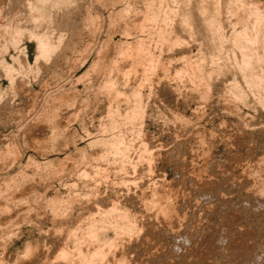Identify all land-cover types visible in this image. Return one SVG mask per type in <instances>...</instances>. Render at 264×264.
<instances>
[{
    "label": "rangeland",
    "instance_id": "rangeland-1",
    "mask_svg": "<svg viewBox=\"0 0 264 264\" xmlns=\"http://www.w3.org/2000/svg\"><path fill=\"white\" fill-rule=\"evenodd\" d=\"M11 1L0 27L23 35L0 28V264H85L101 243L91 264H264V0Z\"/></svg>",
    "mask_w": 264,
    "mask_h": 264
},
{
    "label": "bare ground",
    "instance_id": "bare-ground-1",
    "mask_svg": "<svg viewBox=\"0 0 264 264\" xmlns=\"http://www.w3.org/2000/svg\"><path fill=\"white\" fill-rule=\"evenodd\" d=\"M4 1H5V0H4ZM21 1H22V0H21ZM30 1H32V0H30ZM35 1H36V0H35ZM40 1H41V0H39L38 3H40ZM52 1H53V0H52ZM52 1H51V2H52ZM215 1H216V0H215ZM1 2H2V0H1ZM11 2L13 3V0H12ZM41 2H42V1H41ZM69 2H70V1H69ZM99 2H100V1H99ZM207 2H208V1H207ZM213 2H214V1H213ZM44 3H45V2H43V4H44ZM52 3H53V2H52ZM74 3H75V2H74ZM94 3H95V2H94ZM0 4H1V3H0ZM22 4H23V3H22ZM25 4H26V2H25ZM29 4H30V3H29ZM34 4H35V3H34ZM80 4H82V3H80ZM214 4H216V2H215ZM214 4H213V5H214ZM2 5H3V4H2ZM15 5H16V4H15ZM30 5H31L30 7H32L31 9H34V10H35V7H33L32 4H30ZM37 5H38V4H37ZM37 5H36V7H37ZM39 5H40V4H39ZM62 5H63V4H62ZM87 5H88V4H87ZM0 6H1V5H0ZM4 6H5V4H4ZM11 6H12V5H11ZM18 6H19V5H18ZM22 6H23V5H22ZM41 6H42V5H41ZM97 6H98V5H97ZM209 6H210V5H209ZM42 7H43V6H42ZM89 7H90V6H89ZM104 7H105V6H104ZM1 8H2V7H1ZM10 8H11V7H10ZM12 8H15V7H12ZM12 8H11V9H12ZM16 8H17V7H16ZM22 8H23V7H22ZM27 8H28V6H27ZM37 8H39V7H37ZM87 8H88V7H87ZM210 8H211V7H210ZM216 8H217V7H216ZM216 8H215V10H216ZM55 9H56V8H55ZM127 9H128V8H127ZM206 9H207V8H206ZM1 10H2V9H1ZM80 10H81V9H80ZM37 11H38V10H37ZM37 11H36V12H37ZM39 11H41L40 8H39ZM39 11H38V12H39ZM42 11H43V10H42ZM42 11H41V12H42ZM125 11H126V10H125ZM13 12H14V11H13ZM36 12H35V13H36ZM41 12H40V13H41ZM53 12H54V11H53ZM153 12H154V11H153ZM203 12H205V11H203ZM213 12H214V11H213ZM1 13H2V12H1ZM27 13H28V12H27ZM32 13H33V12H32ZM32 13H31V14H32ZM55 13H56V12H55ZM61 13H62V12H61ZM75 13H77V12H75ZM78 13H79V12H78ZM82 13H83V12H82ZM82 13H81V14H82ZM126 13H127V12H126ZM126 13H125V14H126ZM214 13H215V12H214ZM3 14H4V13H3ZM10 14H11V13H10ZM15 14H16V13H15ZM37 14H38V13H37ZM127 14H128V13H127ZM203 14H204V13H203ZM1 15H2V14H1ZM5 15H6V14H5ZM32 15H33V14H32ZM41 15H42V14H41ZM36 16H37V15H35V17H36ZM62 16H63V15H62ZM204 16H205V15H204ZM2 17H3V16H2ZM15 17H16V16H15ZM20 17H21V16H20ZM42 17H43V16H42ZM68 17H69V16H68ZM216 17H217V16H216ZM216 17H215V18H216ZM16 18H17V17H16ZM33 18H34V17H33ZM149 18H150V17H149ZM153 18H155V17H153ZM212 18H213V17H212ZM215 18H214V19H215ZM259 18H260V17H259ZM17 19H18V18H17ZM45 19H46V18H45ZM85 19H86V18H85ZM93 19H94V18H93ZM203 19H204V18H203ZM7 20H8V19H7ZM40 20H41V19H40ZM74 20H75V19H74ZM217 20H218V19H217ZM255 20H256V19H255ZM259 20H260V19H259ZM261 20H262V18H261ZM0 21H1V19H0ZM2 21H3V19H2ZM41 21H42V20H41ZM61 21H62V20H61ZM84 21H85V20H84ZM94 21H95V20H94ZM155 21H156V20H155ZM214 21H215V20H214ZM38 22H39V21H38ZM72 22H73V21H72ZM150 22H151V21H150ZM152 22H153V21H152ZM205 22H207V21H205ZM255 22H258V21H255ZM5 23H6V22H5ZM9 23H10V22H9ZM59 23H60V22H59ZM70 23H71V22H70ZM77 23H78V22H77ZM77 23L75 22V24H77ZM87 23H88V22H87ZM92 23H93V22H92ZM138 23H139V22H138ZM138 23H137V24H138ZM208 23H209V21H208ZM211 23L214 24L215 22H211ZM6 24H7V23H6ZM10 24H11V23H10ZM10 24H8V25H10ZM73 24H74V23H73ZM78 24H79V23H78ZM80 24H82V23H80ZM141 24H142V23H141ZM205 24H206V23H205ZM213 24H212V25H213ZM259 24H260V22H259ZM8 25L5 26V24H4V26H3V23H2L1 27H3V29L5 30L4 27H9ZM55 25H57V24H55ZM60 25H61V24H60ZM214 25L217 26L216 23H215ZM71 26H72V25H71ZM80 26H81V25H80ZM80 26H78V27H80ZM210 26H211V24H210ZM1 27H0V28H1ZM12 27L14 28V27H15V24H14V26H12ZM12 27L10 26L9 29L6 28V31H4V30L1 28V29L4 31L3 36L5 35V32H7V29H8V30H11L10 28H12ZM20 27H21V26H20ZM27 27H28V26H27ZM29 27H30V26H29ZM44 27H45V26H44ZM82 27H83V26H82ZM82 27H81V28H82ZM127 27H128V26H127ZM140 27H141V26H140ZM142 27H143V26H142ZM212 27H213V26H211L210 29H211ZM15 28H16V27H15ZM15 28H14V31H12V32L8 31L9 34L12 33V35H11L12 37H8V38H9V40H10V38H11L12 40H10V41H11V43H14V44H16L17 41H20L19 36H20V34H22V32H23L22 30H20V31H19V30H16V31H15ZM62 28H63V27H62ZM74 28H75V27H74ZM185 28H186V27H185ZM207 28H208V27H207ZM219 28H221V27H219ZM257 28H258V26H257ZM257 28H255V29H257ZM16 29H19V27L17 26ZM20 29H21V28H20ZM24 29H26V28H23V30H24ZM27 29H28V28H27ZM210 29H209V30H210ZM213 29H214V28H213ZM217 29H218V27H217ZM248 29H249V28H248ZM253 29H254V28H253ZM2 30H1V31H2ZM53 30H54V29H53ZM73 30H74V29H73ZM219 30H220V29H219ZM243 30H244V29H243ZM258 30H259V29H258ZM21 31H22V32H21ZM28 31H30V30H28ZM74 31H75V30H74ZM141 31H142V30H141ZM207 31H208V30H207ZM207 31H206V32H207ZM212 31H213V30H212ZM244 31H245V30H244ZM30 32H31V31H30ZM34 32H35V31H34ZM76 32H77V31H76ZM215 32H216V31H215ZM247 32H248V30L245 32L246 35L248 34ZM255 32H256V30H255ZM258 32H259V31H258ZM2 33H3V32H2ZM2 33H0V35H1ZM32 33H33V30H32ZM38 33H39V32H38ZM38 33L35 32V33H33V34H38ZM91 33H92V32H91ZM95 33H96V32H95ZM242 33H243V32H242ZM249 33H251V32L249 31ZM6 34H7V33H6ZM74 34H75V33H74ZM76 34H77V33H76ZM208 34H210V33H207V35H208ZM212 34H213V33H212ZM219 34H220V32H219ZM240 34H241V33H240ZM243 34H244V33H243ZM253 34H255V33H253ZM258 34H259V33H258ZM258 34H257V35H258ZM22 35H23V34H22ZM22 35H21V36H22ZM41 35L43 36L44 34H41ZM59 35H60V34H59ZM207 35H206V36H207ZM215 35H216V34H215ZM220 35H221V34H220ZM238 35H239V34H238ZM246 35H245V36H246ZM255 35H256V34H255ZM255 35H254V38H255ZM3 36H2V37H3ZM9 36H10V35H9ZM37 36H38V41H37V42H38V49H39V52H40V55H39V53H38V55L41 56V57H42V56L44 57L45 55H46V56H51V55H50L51 53L49 54V52L53 51V49L51 50V48L54 47V46H53V43H52V45H50L51 43H49V42L46 40V39H48V38H47V37H48L47 35H46L47 37L44 35V36H45L44 38H46V39H44V38H39V37H42V36H39V35H36V36H35L36 39H37ZM56 36H57V35H56ZM73 36H74V35H73ZM213 36H214V35H213ZM250 36H251V39H252V38H253V35H250ZM4 37H5V36H4ZM4 37H3V38H4ZM207 37H208V36H207ZM214 37H215V36H214ZM218 37H219V36H218ZM218 37H216V38H218ZM243 37H244V36H243ZM243 37H240L239 39H241V38H243ZM246 37H249V36L247 35ZM3 38L0 37V43L3 41ZM33 38H34V37H33ZM35 38H34V39H35ZM208 38H209V37H208ZM237 38H238V36H237ZM1 39H2V40H1ZM4 39H5V38H4ZM18 39H19V40H18ZM55 39H56V38H55ZM144 39H145V38H144ZM209 39H210V38H209ZM246 39H247V38H246ZM248 39H249V38H248ZM248 39H247V41H248ZM5 40H6V39H5ZM7 40H8V39H7ZM212 40H213V39H212ZM217 40H218V39H217ZM140 41H141V40H140ZM140 41H139V42H140ZM247 41H246V42H247ZM249 41H250V39H249ZM252 41H253V39H252ZM5 42H6V41H5ZM7 42H9V41H7ZM143 42H144V41H143ZM3 43H4V41H3ZM11 43H9V44H11ZM19 43H20V42H19ZM19 43H18V44H19ZM59 43H60V42H59ZM244 43H245V42H244ZM244 43H243V47H244ZM249 43H250V42H249ZM4 44H5V46L8 45L7 43H4ZM129 44H130V43H129ZM145 44H146V43H145ZM245 44H246V43H245ZM252 44H253V43H252ZM252 44H250V45H252ZM263 44H264V43H263ZM1 45H2V44H1ZM16 45H17V44H16ZM16 45H15V48H16ZM132 45H133V44H132ZM143 45H144V44H143ZM240 45H241V44H240ZM2 46H3V45H2ZM2 46H1V47H2ZM5 46H4V47H5ZM12 46H13V45H12ZM51 46H53V47H51ZM128 46H129V45H128ZM138 46H140L139 48L141 49V45H139V43H138ZM138 46H137V47L135 46V47H136V48L138 49V51H139ZM246 46H249V44H246ZM252 46H253V45H252ZM262 46H263V45H262ZM4 47H3V48H4ZM130 47H131V46H130ZM130 47H129V49H130ZM133 47H134V46H133ZM54 48H56V46H55ZM244 48H246V47H244ZM247 48H248V47H247ZM247 48H246V50L248 51V49H249L250 47H249L248 49H247ZM262 48H263V47H262ZM1 49H2V48H1ZM6 49H8V48L6 47ZM22 49H23V48H22ZM126 49H127V48H126ZM129 49H128V50H129ZM128 50H127V51H128ZM251 50L253 51V49H251ZM251 50H249V51L251 52ZM5 51H6V50H5ZM132 51H133V50H132ZM146 51H147V50H146ZM247 51H244V52H247ZM242 52H243V51H242ZM255 52H256V51H255ZM263 52H264V51H263ZM124 53H125V52H124ZM248 53H249V52H248ZM251 53L253 54L254 52H251ZM243 54L245 55V54H247V53H243ZM243 54H242L243 58H244V59L246 58V60H248V58L246 57V55L244 56ZM257 54H258V53H257ZM257 54H256V55H257ZM262 54H263V53H262ZM19 55H20V54H19ZM139 55H140V53H139ZM139 55H138V56H139ZM250 55H251V54H250ZM256 55L253 54V56H256ZM263 55H264V54H263ZM263 55H262V56H263ZM23 56H24V55H23ZM23 56H22V57H23ZM141 56H142V55H141ZM150 56H151V55H150ZM150 56H149V57H150ZM251 56H252V55H251ZM259 56H260V55H259ZM24 57H25V56H24ZM41 57H40V58H41ZM139 57H140V56H139ZM147 57H148V53H147ZM152 57H153V56H151V59H152ZM248 57H249V55H248ZM263 57H264V56H263ZM40 58H39V59H40ZM54 58H56V57H54ZM249 58H250L249 61L252 60V59H251L252 57H249ZM259 58H261V57H259ZM133 59H134V58H133ZM138 59H139V58H138ZM21 60H23V59H21ZM126 60H127V59H126ZM144 60H145V59H144ZM149 60H150V59H149ZM152 60H153V59H152ZM242 60H243V59H242ZM138 61H139V60H138ZM141 61H143V60H141ZM1 62H2V60H1ZM134 62H135V61H134ZM139 62H140V61H139ZM148 62H149V61H148ZM241 62H242V61H241ZM2 63H3V62H2ZM2 63H0V64H2ZM36 63H37V62H36ZM45 64H46V63H45ZM132 64H133V63H132ZM138 64H139V63H137V65H138ZM146 64H148V63H146ZM241 64H243V65H244V64L247 65V61H246V63H244V60H243V62H242ZM248 64H250V63L248 62ZM6 65H7V64H6ZM42 65H43V63H42ZM251 65H252V64H251ZM251 65H249V66H251ZM8 66H9V65H8ZM10 66H12V65H10ZM44 66H45V65H44ZM46 66H47V65H46ZM247 66H248V65H247ZM41 67H42V66H41ZM151 67H152V65H151ZM240 67H241V66H240ZM245 67H246V66H245ZM251 67H252V66H251ZM8 68H10V67L5 68L6 71H7ZM11 68H12V67H11ZM37 68H38V67H37ZM45 68H46V67H45ZM147 68H149V67H147ZM243 68H244V67H243ZM54 69H55V68H54ZM145 69H146V68H145ZM151 69H152V68H151ZM151 69H148V70H151ZM8 70H9V69H8ZM13 70H14V69H13ZM13 70H12V69L9 70L10 73L12 72V74H13ZM41 70H43V69H41ZM47 70H48V69H47ZM245 70H246V69H245ZM245 70H244V71H245ZM247 70H248V67H247ZM252 70H253V69H252ZM252 70H250V73H252ZM4 71H5V70H4ZM6 71H5V72H6ZM9 71H8V72H9ZM39 71H40V69H39ZM8 72H7V73H8ZM21 72H22V69H21ZM154 72H155V71H154ZM179 72H180V71H179ZM179 72H178V73H179ZM256 72H258V71H256ZM10 73H9V74H10ZM19 73H20V72H19ZM44 73H45V72H44ZM14 74H15V73H14ZM16 74H17V73H16ZM146 74H147V73H146ZM150 74H151V73H150ZM254 74H256V73H253V76H254ZM2 75H3V74H2ZM176 75H177V73H176ZM249 75H250V74H249ZM251 75H252V74H251ZM251 75H250V76H251ZM259 75H260V74H259ZM259 75L256 74V76H254L255 78L253 77V78H254V81H257V82H258V81L261 80V79H259V78H260L263 74H261L260 76H259ZM8 76L10 77V75H8ZM25 76H26V75H25ZM12 77H13V76H12ZM19 77H20V76H19ZM263 77H264V76H262V79H263ZM245 78H246V77H245ZM251 78H252V76H251ZM251 78H250V79H251ZM149 79H151V78H149ZM13 80H14V79H13ZM16 80H17V79H16ZM148 81H149V80H148ZM251 81H252V79H251ZM251 81H250V84L253 85L254 83L252 84ZM254 81H253V82H254ZM263 81H264V80H263ZM263 81L261 80L260 83H263ZM14 82H15V81H14ZM21 82H22V81H21ZM25 82H26V81H25ZM260 83H259V84H260ZM106 84H107V83H106ZM108 84H109V83H108ZM263 84H264V83H263ZM19 85H20V84H19ZM22 85H23V84H22ZM255 85H256V84H255ZM23 86H24V85H23ZM112 86H113V85H112ZM253 86H254V85H253ZM261 86H262V85H261ZM263 86H264V85H263ZM17 87H18V86H17ZM21 87H22V86H21ZM19 88H20V86H19ZM20 89H21V88H20ZM28 89H29V88H28ZM24 90H25V89H24ZM22 91H23V90H22ZM73 91H74V90H73ZM115 91H116V90H115ZM66 92H67V91H66ZM16 93H17V92H16ZM19 93H20V92H19ZM69 93H70V92H69ZM27 94H28V93H27ZM63 95H64V94H63ZM109 95H110V94H109ZM120 95H121V94H120ZM67 97H68V96H67ZM142 97H143V96H142ZM25 98H26V97H25ZM31 98H32V97H31ZM31 98H30V99H31ZM263 101H264V99H263ZM35 102H36V101H35ZM27 103H29V102H27ZM139 103H140V102H139ZM3 105H4V104H3ZM4 107H5V106H4ZM30 107H31V106H30ZM136 107H137V106H136ZM0 109H1V108H0ZM139 109H140V107H139ZM2 110H3V108H2ZM1 112H2V111H1ZM111 112H112V111H111ZM6 113H7V112H6ZM111 114H112V113H111ZM131 116H132V115H131ZM0 118H1V117H0ZM47 119H48V118H47ZM47 119H46V120H47ZM131 119H132V118H131ZM42 120H43V119H42ZM49 120H50V119H49ZM72 120H73V119H72ZM40 121H41V120H40ZM43 121H44V120H43ZM35 122H36V121H35ZM48 122H49V121H48ZM43 123H44V122H43ZM117 124H118V123H117ZM36 125H38V124H36ZM42 125H43V124H42ZM109 125H110V124H109ZM104 126H105V125H104ZM115 126H116V125H115ZM48 127H49V126H48ZM114 128H115V127H114ZM41 130H42V129H41ZM140 134H141V133H140ZM115 136H117V135H115ZM111 137L113 138V135H111ZM116 139H118V138L116 137ZM120 141H121V139H120ZM120 141L118 140L117 142L121 143ZM113 142H115L114 145H116V140L113 141ZM141 142H142V141H141ZM144 142H145V141H144ZM108 144H109V143H108ZM111 144H112V143H111ZM111 144H110V145H111ZM117 144H118V143H117ZM141 144H142V143H141ZM118 145H120V144H118ZM146 146H147V145H146ZM111 147H113V146H111ZM115 147H117V146H115ZM145 151H146V150H145ZM14 152H15V151H14ZM153 152H154V151H153ZM148 153H149V152H148ZM146 154H147V153H146ZM153 155H154V154H153ZM147 156H148V155H147ZM150 156H152V155H150ZM150 156H148V157H150ZM150 159H152V158H150ZM1 160H2V158H1ZM152 163H153V162H152ZM74 169H75V168H74ZM74 171H75V170H74ZM82 172H83V171H82ZM0 174H1V173H0ZM80 174H81V173H80ZM82 174H83V173H82ZM8 176H9V175H8ZM6 177H7V176H6ZM3 178H4V177H3ZM20 182H21V181H20ZM30 182H31V181H30ZM4 183H5V182H4ZM261 183H262V182H261ZM22 185H23V184H22ZM5 186H6V184H5ZM8 187H9V186H8ZM31 187H32V186H31ZM260 188H261V187H260ZM204 189H205V188H204ZM23 190H24V189H23ZM28 190H29V189H28ZM94 190H97V189H94ZM263 190H264V189H263ZM2 191H3V190H2ZM8 191H9V190H8ZM24 191H25V190H24ZM24 191H23V192H24ZM98 191H99V190H98ZM4 192H5V191H4ZM16 192H17V191H16ZM20 192H21V191H20ZM263 192H264V191H263ZM17 193H19V192H17ZM17 193H16V195H17ZM207 193H208V192H207ZM261 193H262V192H261ZM14 194H15V193H14ZM25 194H26V193H25ZM153 194H155V193H153ZM4 195H5V194H4ZM26 195H27V194H26ZM92 195H93V194H92ZM95 195H97V194H95ZM1 196H2V195H1ZM21 196H22V195H21ZM21 196H20V197H21ZM153 196H154V195H153ZM164 196H165V195H164ZM9 197H10V196H9ZM14 197H15V196H14ZM90 197H92V196H90ZM151 197H152V196H151ZM162 197H163V196H162ZM162 197H159V198H162ZM21 198H22V197H21ZM25 198H26V197H25ZM25 198H24V199H25ZM166 198H167V197H166ZM7 199H8V197H7ZM89 199H90V198H89ZM139 199H140V198H139ZM152 199L154 200L155 198L152 197ZM164 199H165V198H164ZM1 200H2V199H1ZM3 200H4V199H3ZM163 201H164V200H163ZM87 202H88V200H87ZM141 202H142V201H141ZM154 202H155V200H154ZM157 202H158V201H157ZM13 203H14V201H13ZM25 203H26V202H25ZM25 203H23V204H25ZM88 203H90V202H88ZM91 203H92V202H91ZM152 203H153V201H152ZM155 203H156V202H155ZM158 203H159V202H158ZM165 203H166V202H165ZM1 204H2V203H1ZM97 204H98V203H97ZM148 204H149V203H148ZM166 204H167V203H166ZM169 204H170V203H169ZM12 205H13V204H12ZM88 205H89V204H88ZM114 205H115V204H114ZM1 206H2V205H1ZM5 206H6V205H5ZM24 206H25V205H24ZM91 206H92V205H91ZM117 206H118V205H117ZM117 206H116V207H117ZM152 207H153V206H152ZM161 207H162V205H161ZM172 207H173V206H172ZM26 208H27V207H26ZM30 208H31V207H30ZM167 208H168V207H167ZM10 209H11V208H10ZM18 209H19V208H18ZM114 209H117V208H114ZM114 209H113V210H114ZM164 209H166V208L164 207ZM171 209H172V208H171ZM12 210H13V209H12ZM15 210H16V209H15ZM159 210H160V209H159ZM162 210H163V207H162V209H161L160 211H162ZM10 211H11V210H10ZM16 211H17V210H16ZM168 211H169V210H168ZM4 212H5V211H4ZM4 212H3L2 214H4ZM14 212H15V211H14ZM111 212H112V211H111ZM111 212H110V213H111ZM113 212H114V211H113ZM157 212H158V211H157ZM162 212H163V211H162ZM164 212H165V211H164ZM26 213H27V212H26ZM117 213H118V212H117ZM117 213H116V214H117ZM165 213H166V212H165ZM167 213H168V212H167ZM169 213H170V212H169ZM169 213H168V214H169ZM173 213H174V212H173ZM7 214H8V213H7ZM58 215H59V214H58ZM124 215H125V214H124ZM126 215L128 216V214H126ZM162 215H163V213H162ZM11 216H12V215H11ZM127 216H126V217H127ZM168 216H169V215H168ZM173 216H175V215H173ZM176 216H177V215H176ZM113 217H114V216H113ZM119 217H120V216H119ZM126 217H125V218H126ZM163 217H164V216H163ZM171 217H172V216H171ZM0 218H1V216H0ZM4 218H5V217H4ZM17 218H18V217H17ZM128 218H129V217H128ZM11 219H12V218H11ZM102 219H103V218H102ZM6 220H7V219H6ZM100 220H101V219H100ZM112 220H113V219H112ZM118 220H119V219H118ZM166 220L169 221L170 218H169V220H168L167 217H166ZM175 221H176V220H175ZM91 222H92V221H91ZM107 222H108V221H107ZM173 222H174V221H173ZM6 223H7V222H6ZM105 223H106V222H105ZM165 223H166V222H165ZM88 224H89V223H88ZM93 224H95L94 221H93ZM100 224H101V223H100ZM1 225H2V224H1ZM6 225H7V224H6ZM91 225H92V223H91ZM112 225H113V224H112ZM157 225H158V224H157ZM171 225H172V224H171ZM89 226H90V224H89ZM99 226H100V225H99ZM118 226H119V225H118ZM261 226H262V225H261ZM87 227H88V226H87ZM93 227H94V226H93ZM142 227H143V226H142ZM154 227H155V226H154ZM171 227H172V226H171ZM89 228H90V227H89ZM89 228H87V229L89 230ZM91 228H92V227H91ZM95 228H97L96 224H95V227H94V232L91 231V232L89 233L92 237L95 236V237H93V238H96V237H97V236H96L97 233H96V234H93V233L97 232V231H95ZM131 228H132V227H131ZM157 228H158V227H157ZM168 228H169V227H168ZM132 229H133V228H132ZM259 229H260V228H259ZM0 230H1V229H0ZM12 230H13V229H12ZM92 230H93V229H92ZM157 230H159V229H157ZM167 230H168V229H167ZM84 231H85V230H84ZM98 231H99V230H98ZM150 231H151V230H150ZM73 232H74V231H73ZM75 232H76V230H75ZM87 232H88V231H87ZM71 233H72V232H71ZM154 233H155V232H154ZM154 233H153V234H154ZM84 234H85V233H84ZM175 234H176V232H175ZM63 235H64V234H63ZM71 235H73V234H71ZM74 235H75V234H74ZM74 235H73V236H74ZM187 236H188V235H187ZM61 237H62V236H61ZM81 237H82V236H81ZM92 237H89V238H92ZM98 237H99V236H98ZM63 238H64V236H63ZM84 238H85V237H84ZM84 238H83V239H84ZM86 238H87V237H86ZM147 239H149V237H147ZM90 240L92 241V239H90ZM82 241H83V240H82ZM84 241H88V240H84ZM94 241H95V239H94ZM78 242H79V241H78ZM81 243H82V242H81ZM86 243H87V242H86ZM150 243H151V242H150ZM193 243H194V242H193ZM35 244L37 245L36 242H35ZM91 244H92V243H91ZM195 244H197V243H195ZM248 244H249V243H248ZM6 245H7V244H6ZM30 245H31V244H30ZM38 245H39V244H38ZM117 245H119V244H117ZM180 245H181V244H180ZM105 246H106V245H105ZM195 246H196V245H195ZM39 247H40V246H39ZM79 247H81V246H79ZM109 247H110V246H109ZM196 247H197V246H196ZM250 247H251V246H250ZM34 248H35V247H34ZM99 248L101 249V251H98ZM103 248H104V247H102V243H101V247H98L96 252H95L96 248H95V250L92 249L94 252L92 251V253H90V255L88 254V253H89L88 251H87L88 253H86V254H88V255H86V254H84V253H81V252L77 253L76 255H78L77 257H80V260L82 261V263L85 262V264H91V263L95 262V260L97 259V256H99V258H101L100 256H102V258H103L105 255H107V253H110V252H107V251H106L107 253H105V251L102 250ZM179 248H180V247H179ZM67 249H68V248H67ZM67 249H65V247H64V249H61L60 252L58 253V255H57L55 258H58V257H59V258H60V257H61V258H62V257H65V258H66V257H68V255L71 256L70 252H68L69 249H68V250H67ZM81 249H82V248H81ZM83 249H84V248H83ZM104 249H105V248H104ZM106 249H107V248H106ZM194 249H195V248H194ZM194 249H193V250H194ZM249 249H250V248H249ZM79 250H80V249H79ZM89 250H90V249H89ZM107 250L109 251L110 249H107ZM113 250H114V249H113ZM27 251H28V250H27ZM31 251H32V249H31ZM74 251H75V250H74ZM81 251L83 252V250H81ZM84 251H85V250H84ZM244 251H245V250H244ZM28 252H29V251H28ZM47 252H48V251H47ZM90 252H91V251H90ZM111 252H112V251H111ZM162 252H163V251H162ZM197 252H198V251H197ZM34 253H35V252H34ZM71 253H72V252H71ZM164 253H165V252H164ZM32 254H33V251H32ZM125 254H126V253H125ZM127 254H128V253H127ZM159 254H160V253H159ZM228 254H229V253H228ZM34 255H35V254H34ZM42 255H43V254H42ZM76 255H75V256H76ZM113 255H114V254H113ZM113 255H112V256H113ZM243 255H244V254H243ZM35 256H36V255H35ZM107 256L109 257V255H107ZM123 256H124V254H123ZM159 256H160V255H159ZM232 256H233V255H232ZM30 257H32V256H30ZM33 257H34V256H33ZM48 257H49V256H48ZM51 257H52V256H51ZM95 257H96V259H95ZM108 257H107V258H108ZM110 257H111V256H110ZM196 257H197V256H196ZM199 257H200V255H199ZM150 258H152V257H150ZM15 259H16V258H15ZM47 259H48V258H47ZM113 259H114V257H113ZM196 259H197V258H196ZM12 260H13V259H12ZM35 260H36V259H35ZM43 260H44V259H43ZM65 260H66V259H65ZM98 260H99V259H98ZM151 260H152V259H151ZM153 260H154V259H153ZM22 261H24V260H22ZM47 261H50V260H47ZM52 261H53V260H52ZM70 261H71V260H70ZM70 261H69V262H70ZM76 261H77V260H76ZM83 261H84V262H83ZM111 261H112V260H111ZM114 261H115V260H114ZM137 261H138V260H137ZM240 261H241V259H240ZM17 262H18V261H17ZM28 262H29V261H28ZM106 262H107V259H106ZM108 262H109V261H108ZM133 262H134V260H133ZM142 262H143V261H142ZM174 262H175V261H174ZM227 262H228V261H227ZM230 262H231V261H230ZM26 263H27V262H26ZM31 263H32V262H31ZM37 263H38V262H37ZM44 263H45V262H44ZM61 263H62V262H61ZM65 263H67V262H65ZM111 263H112V262H111ZM111 263L109 262V264H111ZM135 263H136V262H135ZM138 263H139V262H138ZM138 263H137V264H138ZM181 263H182V262H181ZM236 263H237V262H236ZM29 264H30V263H29ZM45 264H46V263H45ZM106 264H107V263H106ZM114 264H130V262H129V258L127 259L126 256H125V257H122V256H121V258H118L117 261H115ZM151 264H152V263H151ZM194 264H195V263H194ZM227 264H228V263H227Z\"/></svg>",
    "mask_w": 264,
    "mask_h": 264
}]
</instances>
